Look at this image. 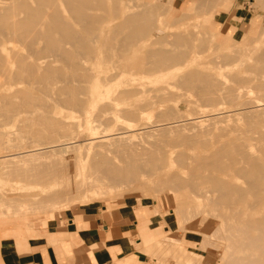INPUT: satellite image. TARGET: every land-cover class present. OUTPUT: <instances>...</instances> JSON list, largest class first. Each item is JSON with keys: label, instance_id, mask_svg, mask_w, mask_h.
<instances>
[{"label": "rangeland", "instance_id": "rangeland-1", "mask_svg": "<svg viewBox=\"0 0 264 264\" xmlns=\"http://www.w3.org/2000/svg\"><path fill=\"white\" fill-rule=\"evenodd\" d=\"M171 1L105 0L117 13L87 10L98 18L96 30L88 34L70 1L28 0L34 10L45 3L30 23L38 33L34 44L0 52L9 63L0 72V196L8 203L0 202V242L39 237L41 228L46 231L61 220L68 224L77 212L109 217L123 212L137 220L130 239L147 264H233L230 258L237 257L264 261V202L250 193L252 162L235 153L237 162H227L223 172L201 168L212 164L221 147L263 160L264 0ZM10 4L0 0V7ZM145 12L151 15L143 45L121 50L92 42L105 28L113 39L127 14ZM68 27L85 43L64 44L60 51L55 46ZM164 52L186 53L196 62L159 66L161 59L150 55ZM193 70L212 81H185ZM206 85L215 86L207 91ZM205 119L210 121L198 123ZM123 132L124 141L93 144ZM133 150L147 155L130 157ZM149 156L162 162L150 165ZM128 157L133 158L129 168L123 164ZM109 162L132 169L131 183L118 179L121 183L111 185L103 172ZM161 164L167 171L159 169ZM217 181L249 195L228 205ZM256 189L264 194V187ZM12 198L20 199L15 204ZM240 228L244 238L227 243L224 238ZM216 229L227 230L225 237L219 238ZM202 233L216 237L211 239L215 245L204 247ZM238 242L244 247L221 251Z\"/></svg>", "mask_w": 264, "mask_h": 264}, {"label": "bare ground", "instance_id": "bare-ground-1", "mask_svg": "<svg viewBox=\"0 0 264 264\" xmlns=\"http://www.w3.org/2000/svg\"><path fill=\"white\" fill-rule=\"evenodd\" d=\"M11 1V4L10 5H3L0 7V52H5L7 51L8 47L10 48H16V46H19V45H25L26 43L28 45L30 44H34L35 40H36V36H38V33H36V30L31 27L32 24L31 23V20H32V17L35 16V12L37 11L39 13V15L42 14L43 10L42 8L44 7L43 4H39V9H32V7L29 5L28 3V0H9ZM31 2H38L39 0H30ZM49 1V0H48ZM63 1V0H62ZM70 1L71 5H72V11H73V14L75 15L76 17V20L77 22L79 23H82V25H84L85 29H86V32L88 34L94 32V30H96V25L98 23V18H95L93 16H88L89 13H87V10H90L93 9V8H98L100 10H102L105 13L107 14H116L117 13V10L115 8H113L114 10H110L107 8V6L105 5L104 1L103 0H68ZM132 1V0H130ZM168 1V0H167ZM171 1V0H170ZM173 1V0H172ZM171 1V2H172ZM192 1V0H191ZM197 2V0H195ZM200 1V0H199ZM204 1V0H203ZM219 1V0H217ZM55 2V1H54ZM135 2V1H134ZM193 2V1H192ZM191 2V3H192ZM56 3V2H55ZM173 3V2H172ZM194 3V2H193ZM195 4V3H194ZM201 4V3H200ZM136 5V4H134ZM144 5V4H143ZM220 5V4H219ZM54 8V7H53ZM86 9V11H85ZM216 9V8H215ZM49 11V10H48ZM51 12V11H50ZM63 12V11H62ZM87 13V15L85 14ZM99 13V12H98ZM65 14V13H64ZM22 15H25V18H22L21 16ZM128 16L126 17L125 21L122 22L121 24H119L116 29L113 31V36L112 38L113 39H109V35L112 34L110 29H102L100 31V34L99 35H96V36H93V40L92 42L93 43H97V44H100L103 46V48L105 47V49H108V48H113V44L114 45V48H119L121 50H128L130 48H134V46H141L143 45V38L148 34V30H149V27L147 26V22H148V18L150 17V13L149 12H145V13H138V14H127ZM64 22V21H63ZM58 24V23H57ZM67 24V23H66ZM65 23H61V27L62 29L66 26ZM182 24V23H181ZM59 25V24H58ZM68 25V24H67ZM198 26V25H197ZM196 26V27H197ZM202 27V26H201ZM67 28V26H66ZM65 28V33L63 35V39L58 42V44L55 46L56 48L60 49V51H62V47L63 45H67V44H71L73 47L74 46H77V45H80L83 41V39L77 34L75 33L73 30H69L70 28L68 27V29ZM187 28V27H186ZM201 29V28H200ZM204 29V28H203ZM206 29V28H205ZM68 30V31H67ZM180 32V31H179ZM261 32V30H260ZM259 32V33H260ZM181 33V32H180ZM198 33V32H197ZM56 34V33H55ZM187 34V33H186ZM82 35V34H81ZM120 35H122L123 37L122 38H119ZM202 36V35H201ZM91 40V39H90ZM258 40V39H257ZM256 40V41H257ZM84 42V41H83ZM91 42V43H92ZM85 43V42H84ZM24 47V46H23ZM27 48V47H26ZM48 50V49H47ZM42 51V50H41ZM237 51V50H236ZM262 51V50H261ZM48 52V51H47ZM253 53V52H252ZM6 54V53H5ZM36 54V53H35ZM63 54H65L66 56H70L69 54L63 52ZM263 54V52H262ZM8 57L10 56L7 52ZM32 56V54H31ZM108 56V55H107ZM153 59H161V60H158L157 63L159 64V66H177V65H181L183 62L187 61V63L189 64V62L191 61V63H195V59L194 57H190L188 58V55L186 53H183V54H178V55H173L171 53H168V52H164V53H161V54H151L150 55ZM7 57V58H8ZM10 58V57H9ZM8 58V59H9ZM7 59H6V56L3 55V54H0V72L1 73H4L7 69V63L6 62ZM261 61V60H260ZM262 62V61H261ZM14 65V64H13ZM184 65V64H183ZM31 72H34V69H31L30 70ZM51 71V69H50ZM259 71V70H258ZM257 71V72H258ZM262 71V70H261ZM9 72V71H8ZM260 72V71H259ZM258 72V73H259ZM87 74V73H86ZM43 75V74H42ZM258 75V74H257ZM256 75V76H257ZM86 76V75H85ZM5 77V76H4ZM259 77V76H258ZM195 80H199V81H202L204 82L205 84H207L209 81H212V79L208 78V77H205L204 75H202V73H199L197 72V70H193V73L189 74L188 77H186L185 81L187 82H192V81H195ZM237 80V79H236ZM77 81V80H76ZM241 86H243L246 82V80L244 81V79H238L237 81ZM209 84V83H208ZM215 86V85H214ZM214 86H211V85H206V90L209 91V90H212L214 88ZM216 88V87H215ZM261 88V87H260ZM263 88V87H262ZM259 89V90H264L263 89ZM243 89V87L241 88ZM258 90V89H256ZM82 92L83 93V89H80L78 90V93ZM261 92V91H260ZM264 92V91H263ZM262 92V93H263ZM263 95V94H262ZM114 100V99H113ZM7 101V100H6ZM255 102V101H254ZM264 102V101H263ZM25 103V102H24ZM23 103V105H24ZM75 104V103H74ZM77 105V104H76ZM255 105V104H254ZM251 106V105H250ZM253 107V106H252ZM248 109V107H247ZM255 110V109H254ZM253 111V110H252ZM252 111H250V113H252ZM256 111V110H255ZM261 111V110H260ZM264 111V110H263ZM134 113V112H133ZM244 113V111H243ZM248 113V112H246ZM247 116V115H246ZM220 117V116H219ZM225 117V116H224ZM223 118V116H222ZM217 119V118H216ZM215 117L213 118V121L216 120ZM132 121H134V119H131ZM192 120V119H191ZM212 120V119H211ZM221 120V119H220ZM253 120V119H252ZM184 121V120H183ZM210 120H202V121H198V123H201V122H209ZM217 122V120H216ZM155 124V123H154ZM179 124V123H178ZM189 124V123H188ZM145 125V124H144ZM180 125V124H179ZM185 125V124H184ZM187 125V124H186ZM154 126V125H153ZM178 126V125H177ZM176 128H179L177 127ZM191 126V125H190ZM196 126V125H195ZM143 127V126H142ZM151 127V126H150ZM184 127V126H182ZM189 127V126H188ZM194 127V126H193ZM198 127V126H197ZM206 127V126H205ZM174 128V127H173ZM108 129V128H107ZM120 129V128H119ZM141 129V128H140ZM144 129V128H143ZM148 129V128H147ZM156 129V128H155ZM169 129H172V127H170ZM206 129V128H205ZM121 130V129H120ZM119 130V131H120ZM123 130V129H122ZM161 130V129H160ZM160 130L158 132H160ZM164 130V129H163ZM188 130V129H187ZM186 130V131H187ZM153 131H156V130H153ZM180 131V129H179ZM121 132V131H120ZM128 132V131H127ZM149 132V131H148ZM157 132V131H156ZM167 132V131H166ZM170 132V131H168ZM175 132V130H174ZM161 133V132H160ZM126 132H123V133H119V134H116V135H113V136H103V137H100L98 138L93 144H100V145H103V144H109V143H113V142H118L119 141H124V139L127 137L126 136ZM155 136V135H154ZM129 140V139H128ZM127 140V141H128ZM135 143V142H134ZM123 144V143H122ZM91 145V144H90ZM117 145V144H116ZM123 145H126L125 142ZM132 145V144H131ZM134 145V144H133ZM96 146V145H95ZM121 146V145H120ZM233 146V145H232ZM36 147V146H35ZM116 147V146H114ZM74 148V147H73ZM105 148V147H104ZM215 148V147H214ZM213 148V150H214ZM220 148V147H219ZM239 148V147H238ZM124 149V148H123ZM233 148H227V147H221L218 151H215L214 152V158H213V161H212V164H206V165H201L202 167L201 168H205V167H210L212 168L213 170H217V171H220V172H223L225 171L227 168V162H229V165L230 164H234L237 162L238 160V156H242V158H244L245 160H249V162H252V165H250V168L252 169V173H251V177L253 178L254 181H252L249 185L250 187H252L253 189L251 190L250 193H253L255 198L257 199V202L259 203H263L264 202V194H262L259 189H256V188H260L261 186L264 187V148H263V160L262 161H258L256 160L254 157H252L250 154H248V152L242 150V149H234L232 150ZM70 150V149H69ZM136 150V149H135ZM138 151V150H137ZM30 152V150H29ZM124 152V151H123ZM126 152V151H125ZM14 153V152H13ZM122 153V152H121ZM127 153H129L128 151L126 152V155ZM133 153V154H132ZM130 153V157L131 156H134V157H137V156H146L147 154H140L139 152L138 153H134V150L133 152ZM235 153L237 154V157L235 156ZM124 154V153H123ZM40 155V154H39ZM125 155V154H124ZM35 156V155H34ZM23 157V156H22ZM17 158V157H16ZM128 160L124 161L123 164L126 165V167L129 168L130 164L132 163L131 161H133V158H130L129 157L127 158ZM149 159H150V162L149 164L150 165H159L162 161L159 160H156V161H153L154 159L152 157L149 156ZM106 162H104V165H105ZM162 165V164H161ZM160 165V166H161ZM233 166V165H232ZM168 166H164L163 165L159 168L160 170H166ZM231 167V166H230ZM140 168V167H139ZM151 168V167H150ZM152 169V168H151ZM17 170V169H16ZM59 170L58 172H63L61 171L60 169H57ZM132 169L130 170H125L124 167H121V166H118L116 164H113L111 162H109L106 167L104 166V169H103V172L109 177H107L109 180H110V184L114 186V184L116 183V181L119 179L120 181L121 180H126V182L129 183V180L132 179L133 175H135L134 171H131ZM141 170V169H140ZM167 171V170H166ZM165 171V172H166ZM58 172H56L58 174ZM100 173L102 171H99ZM102 172V173H103ZM13 173V172H12ZM167 173V172H166ZM198 173V172H197ZM5 174V173H4ZM7 174V173H6ZM63 174V173H62ZM61 174V175H62ZM95 174H97L99 176L98 173H96L95 171ZM95 174H91V175H95ZM168 174V173H167ZM14 175L15 172H14ZM19 175V174H18ZM90 175V176H91ZM248 175V174H247ZM6 176V175H5ZM47 176V175H46ZM96 176V175H95ZM100 177V176H99ZM98 179L96 177H90L91 179H97L101 182V178ZM42 178V176H41ZM106 178V179H107ZM175 178V177H174ZM173 178V179H174ZM177 179V178H176ZM37 180V179H36ZM39 180V179H38ZM43 180V178H42ZM46 180V178H45ZM48 180V179H47ZM96 180V181H97ZM109 180H107L109 182ZM119 180L117 181L118 183H121L119 182ZM102 181H104L102 179ZM107 182V183H108ZM171 182V181H169ZM179 182V181H178ZM1 183V182H0ZM94 182H92V186H95V184L93 185ZM103 183V182H102ZM106 183V185H107ZM117 183V184H118ZM123 183V181H122ZM130 183H131V180H130ZM167 183V182H166ZM194 183V182H193ZM109 184V185H110ZM117 184L115 186H117ZM169 184V183H168ZM173 184V183H172ZM104 186L105 185V182L103 183ZM102 185V186H103ZM110 185V188L112 187ZM121 185V184H120ZM118 185V186H120ZM178 186V184H176ZM174 185V187L176 186ZM83 185H81L82 187ZM90 186L92 189L93 187ZM98 188L99 186L96 185ZM215 186L218 188V189H222L221 192L223 193L222 196H223V199L226 201V203L228 205H235V203L238 201V200H244V198L249 195L246 191V189H231L230 187H228L227 185H224V184H221L219 181H217V183L215 184ZM76 187V188H75ZM73 187L74 189H77L76 192H74L75 195H77L79 193V187L78 186H75ZM89 187V188H90ZM204 187V186H203ZM107 189H109V186L106 187ZM116 188V187H115ZM118 188V187H117ZM120 188V187H119ZM180 188V187H179ZM178 188V189H179ZM81 189V188H80ZM102 189V188H101ZM111 189H114L111 188ZM192 189V188H191ZM203 189V188H202ZM238 197V198H237ZM102 198V197H101ZM104 198V197H103ZM102 198V199H103ZM9 199V198H8ZM13 199V198H12ZM17 199H20V198H17ZM17 199H13V201H10V203H15L18 202ZM5 200V201H4ZM6 202L7 203V199H6V196H0V202L3 203ZM8 201V202H9ZM47 201V200H46ZM104 201V200H103ZM9 203V204H10ZM40 203H45V200L44 202H40ZM38 203V205L41 206V204ZM8 204V203H7ZM16 204V203H15ZM34 204V203H33ZM37 204V202H36ZM11 205V204H10ZM32 206H35V205H32ZM44 208V207H43ZM229 208V207H228ZM40 210V209H39ZM34 214V213H33ZM233 217V216H232ZM44 218V217H43ZM191 220L193 217H190ZM37 220V219H36ZM201 222V221H200ZM211 223V224H210ZM214 222H207V223H204L205 226H207L208 224L212 225ZM30 224V223H29ZM209 225V226H210ZM241 225V223H240ZM246 225H248L246 223ZM208 226V227H209ZM200 227V226H199ZM207 227V228H208ZM213 227V226H212ZM211 226L209 227V231L210 229H213ZM207 228L205 227H202L201 230H206L207 231ZM231 229V228H230ZM229 229V230H230ZM233 232H237L238 234H231V235H228L227 237H225V233L227 232V230L225 229H216L215 232L217 233H221V237L220 234H218L219 236H217V238H224L225 241L228 243L230 241H234V239H239V237L241 238H244V235H245V229L243 228H240V229H232ZM252 230V229H251ZM259 230V228H258ZM257 230V231H258ZM213 231V230H211ZM208 233V232H207ZM217 233H212V235H215ZM206 234V233H205ZM229 234V233H228ZM210 234H207V235H204L203 233L201 234L202 236V243L204 245V247H208L210 248V246H213L212 244H214L215 241L211 240L213 236H209ZM258 235V234H257ZM216 236V235H215ZM210 237V238H209ZM208 238V239H207ZM214 240H216L215 238L216 237H213ZM218 238V239H219ZM232 238V239H231ZM217 239V240H218ZM255 241V240H254ZM253 241V242H254ZM206 245V246H205ZM215 245V244H214ZM244 243L243 242H238L236 243V245H226L225 249L222 248L221 251H224L226 250L227 252H230L231 250L235 249V248H240V247H244L243 246ZM202 246V245H201ZM206 247V248H207ZM215 248V246H214ZM255 256V255H254ZM260 257V256H259ZM215 258V257H214ZM217 258V256H216ZM176 259V258H175ZM233 260V264H264L262 260H257V261H254L252 259H248V257H237L235 259L233 258H230Z\"/></svg>", "mask_w": 264, "mask_h": 264}, {"label": "crops", "instance_id": "crops-1", "mask_svg": "<svg viewBox=\"0 0 264 264\" xmlns=\"http://www.w3.org/2000/svg\"><path fill=\"white\" fill-rule=\"evenodd\" d=\"M137 220L130 213L117 217L77 212L52 222L39 237L0 242V264H147L131 243Z\"/></svg>", "mask_w": 264, "mask_h": 264}]
</instances>
